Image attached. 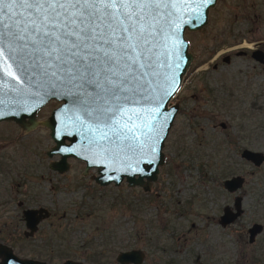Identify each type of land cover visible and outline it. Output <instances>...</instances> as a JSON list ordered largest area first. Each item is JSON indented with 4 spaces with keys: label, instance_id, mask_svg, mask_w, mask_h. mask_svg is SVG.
Segmentation results:
<instances>
[{
    "label": "rangeland",
    "instance_id": "obj_1",
    "mask_svg": "<svg viewBox=\"0 0 264 264\" xmlns=\"http://www.w3.org/2000/svg\"><path fill=\"white\" fill-rule=\"evenodd\" d=\"M184 36L192 58L170 100L179 109L148 192L124 181L98 185L95 169L83 173L74 158L64 172L50 169L58 156L45 153L48 127L24 132L0 121V243L47 264H120L116 253L132 247L143 250L141 264H264V160L254 166L240 156L243 147L264 153V60L250 56L256 43L264 51V0H216L205 25ZM58 104L48 100L36 118ZM233 174L244 180L229 192L221 180ZM234 195L241 213L221 225ZM38 206L49 214L24 235L21 209ZM253 222L262 228L250 242Z\"/></svg>",
    "mask_w": 264,
    "mask_h": 264
},
{
    "label": "water",
    "instance_id": "obj_2",
    "mask_svg": "<svg viewBox=\"0 0 264 264\" xmlns=\"http://www.w3.org/2000/svg\"><path fill=\"white\" fill-rule=\"evenodd\" d=\"M215 1L170 0L169 7L162 10L165 14L158 25L152 66L145 69L148 75L140 73L142 83L133 85L134 90L127 93L126 103L121 101L126 108L139 113L136 123L141 128L131 134L138 139H117L111 134L101 139L111 120L103 111L108 105L96 100L91 87L70 85L45 75L31 61L21 67L7 54L0 56V121H12L24 132L38 124L48 127L53 143L45 153L49 157L58 156L49 162L50 169L64 172L69 166L67 159L74 158L84 163L83 173L95 168L96 174L91 178L98 185H118L124 181L128 187L138 186L144 192L150 191L164 161L162 146L177 109V104L170 100L180 87L192 58L184 32L198 30L205 25L208 11ZM168 12L172 15H167ZM250 56L259 63L264 60V53L259 48L251 49ZM50 99L58 100L59 104L46 119L38 120V109ZM240 156L254 166L264 160L261 150L247 147L240 150ZM243 180L242 175L233 174L222 180V186L234 192L242 186ZM240 200L239 195H234L232 205L223 207L218 216L221 225L237 218L241 212ZM48 214L43 206L22 208L21 217L26 228L23 234L31 235L37 223ZM261 228L258 222L250 224L246 230L248 241L251 242ZM143 258V250L135 247L119 250L115 255V261L120 264H141ZM0 264L47 263L19 257L8 245L0 243ZM59 264L84 263L66 258Z\"/></svg>",
    "mask_w": 264,
    "mask_h": 264
},
{
    "label": "snow or ice",
    "instance_id": "obj_3",
    "mask_svg": "<svg viewBox=\"0 0 264 264\" xmlns=\"http://www.w3.org/2000/svg\"><path fill=\"white\" fill-rule=\"evenodd\" d=\"M169 5L170 0H0V56L21 67L31 61L45 75L91 87L96 100L108 105L103 111L111 120L101 139L111 134L136 140L131 134L141 128L139 113L121 101L142 83L140 73L148 75L162 10Z\"/></svg>",
    "mask_w": 264,
    "mask_h": 264
},
{
    "label": "flooded vegetation",
    "instance_id": "obj_4",
    "mask_svg": "<svg viewBox=\"0 0 264 264\" xmlns=\"http://www.w3.org/2000/svg\"><path fill=\"white\" fill-rule=\"evenodd\" d=\"M253 48H259V47L257 46V43H256L255 47H253ZM259 49H261V48H259ZM250 50H251V49H250ZM261 50H262V49H261ZM262 51H263V50H262ZM263 53H264V51H263ZM222 59H225V57L223 56ZM258 63H259V62H258ZM260 63H261V62H260ZM173 103H176V104H177V109H176V112H175V114H176L177 111H178V109H179V104H178V102H173ZM175 114H174V116H175ZM220 126H224V123H223V122H220ZM239 132L241 133L240 128L237 127V128H236V135H239V134H240ZM236 135H233L232 138H233L234 141H236V143H237L238 141H237V137H236ZM164 160H165V159H164ZM163 164H164V161H163L162 165H163ZM162 165H161V166H162ZM161 166H160V168H161ZM94 169H95V168H94ZM158 173H159V172H158ZM223 179H224V178H223ZM223 179H222V180H223ZM222 180H221V183H222ZM226 205H229V204H224L223 207H225ZM231 205H232V204H231ZM223 207H222V210H223ZM222 210H221V212H222ZM240 213H241V212H240ZM240 213H239V215H240ZM219 215H220V214H219ZM239 215H238V216H239ZM238 216H237V217H238ZM235 219H236V218H235ZM234 221H235V220H234ZM246 230H247V228H246Z\"/></svg>",
    "mask_w": 264,
    "mask_h": 264
},
{
    "label": "trees",
    "instance_id": "obj_5",
    "mask_svg": "<svg viewBox=\"0 0 264 264\" xmlns=\"http://www.w3.org/2000/svg\"><path fill=\"white\" fill-rule=\"evenodd\" d=\"M104 252V251H103Z\"/></svg>",
    "mask_w": 264,
    "mask_h": 264
}]
</instances>
